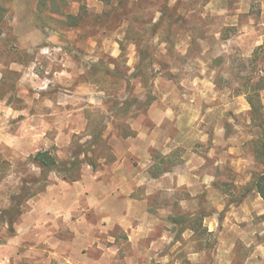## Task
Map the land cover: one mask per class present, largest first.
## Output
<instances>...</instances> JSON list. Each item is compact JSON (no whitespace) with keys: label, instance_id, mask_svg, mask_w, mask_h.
Returning <instances> with one entry per match:
<instances>
[{"label":"rangeland","instance_id":"374dc122","mask_svg":"<svg viewBox=\"0 0 264 264\" xmlns=\"http://www.w3.org/2000/svg\"><path fill=\"white\" fill-rule=\"evenodd\" d=\"M114 1L116 10L99 0H71L67 12L77 14L84 6V23L55 34L37 28L33 12L38 0H8L9 10L0 25V82L6 77L3 88L0 83V92L15 88L10 100V94L0 98V264H69L68 256L77 257L71 248L61 253L48 227H36L42 219L26 216L28 202L39 194L23 203V213L11 229L4 212L13 208L12 199L21 188L35 193L42 185L30 184L41 176L40 170L28 162L29 156L54 149L61 162L73 158L84 162L86 154L90 157L94 149L89 146L91 139L84 136L88 113L98 111L93 125L100 127L103 121L102 135L113 155L117 140L134 138L140 131H165L172 139L167 142L160 138V149L170 153L150 152L162 169L182 167L181 158L197 163L200 156L207 172L215 174V183L224 185L222 192L237 195L222 196L217 201L211 194L192 202L190 196L179 197V191L174 192L173 216L210 217L219 208L218 228L222 230L228 212L235 207V197L252 187L253 177L262 170L254 159V145L264 133V90L260 93L262 114L255 119L244 96V85L264 77V68L259 72L264 67V0ZM105 11L111 14L107 23L102 19L92 27L95 17ZM116 15L127 16L117 22ZM127 17L136 18L135 23L131 25ZM118 42H122L123 52ZM144 50L153 58L146 81L135 76ZM94 69L95 74L107 71L111 88L123 83L115 97L106 96L95 84V77H88V71ZM9 71L18 75L11 76ZM126 105L129 108L123 111ZM167 111L174 122L166 121L157 128L149 115L154 118ZM99 146L95 148L97 153L108 155ZM231 149L246 161L245 174L243 170L235 176L228 169L215 170L214 165ZM87 166L82 163L81 175ZM50 177L60 179L50 173L48 185L53 182ZM248 178L246 186L228 187L235 179ZM154 197L161 202L164 199ZM181 199L188 202L181 206ZM255 220L260 221L259 217ZM28 223H33L29 230L35 231L34 236L27 237L29 241L20 235L22 225ZM202 224L206 229L200 231L205 232L203 237L191 231L179 233L180 224H174L165 231L169 239H162L155 255L142 252L138 257L125 232L118 228L107 234L97 231L96 243L108 248L110 264H256L247 261L253 247L240 241L231 252L218 253L219 242ZM53 238L68 247L75 240L71 231L53 232ZM97 254L90 252L91 256Z\"/></svg>","mask_w":264,"mask_h":264},{"label":"crops","instance_id":"0c3cea01","mask_svg":"<svg viewBox=\"0 0 264 264\" xmlns=\"http://www.w3.org/2000/svg\"><path fill=\"white\" fill-rule=\"evenodd\" d=\"M153 116L150 114L149 118L157 128L166 121L170 124L174 122V117L169 111L162 112V115L154 118ZM160 138L167 142L172 139L165 131L158 130L151 134H148V131H140L134 138L117 140L113 147L115 162L110 166L102 165L103 169L97 171L87 166L80 180L73 183L50 177L53 180L52 184L48 185L36 199L28 202L30 207L26 216L43 220V222L39 220L36 227L39 229L48 227V234L55 240L61 253L69 248L72 253H76V258L68 256L69 264H110L108 255L110 251L102 242L96 243L98 239L95 233L99 231L100 234H107L114 228L125 232L128 243L138 257L142 256V252L155 255L162 239H165L163 242L169 239L166 238L165 231H170L174 225L171 220L174 192L179 191V197L190 196L188 199L190 201L194 199V202L203 196L208 198L211 194L217 201L222 196L225 198L237 196L233 191L222 192L224 185L218 186L215 183V174L207 172L204 161L201 162L203 159L199 160L200 156H197V163L184 162L185 159L181 158L182 167L177 166L167 171L162 169L150 155L154 149L163 155L170 153V150L160 149ZM225 154L224 160L214 165L215 170L219 172L222 168L228 169L227 172L234 176L243 170L245 174L247 165L246 161L240 158V154L232 149ZM219 164L227 166L222 167ZM247 182H250V178L245 181L235 179L228 187L231 189L243 187ZM244 194L246 195L242 202L228 212L222 230L218 228L220 220L217 213L221 211L219 208L216 214L205 217L203 222L205 227L207 226L208 234H212L219 242L218 253L231 252L232 246L240 241L246 247H253L248 262L264 264V222L259 219L257 223L255 220V217L264 215V201L255 190L247 192V189H244L239 197ZM156 195L164 198L162 202L154 197ZM239 197H235L236 200ZM188 199H181L179 204L185 205ZM93 217L96 218L95 221ZM22 220L24 221L23 218ZM28 224L29 226L22 225L20 231L21 237L27 241L29 235H35V231L29 230L33 223ZM243 225L245 226L242 228ZM57 231L73 233L75 240L72 247L53 238V232ZM157 231L163 232L157 236L155 235ZM90 252L98 254L91 256Z\"/></svg>","mask_w":264,"mask_h":264},{"label":"trees","instance_id":"16d2710c","mask_svg":"<svg viewBox=\"0 0 264 264\" xmlns=\"http://www.w3.org/2000/svg\"><path fill=\"white\" fill-rule=\"evenodd\" d=\"M71 0H38L36 8L33 12V18L36 23L37 28L50 32L55 34H62L66 32V30L75 29L81 26V24L84 23V17L86 15V9L84 6H81L79 12L77 14H72L70 12H67V8L69 7ZM104 5L111 6L110 9L116 10L114 7V0H99ZM8 0H0V25H2V22L5 19V16L7 15V12L9 10ZM109 11H105L104 14H101L99 16L95 17V22L92 27H96L100 20H102L103 24L107 23V18L111 17V14L109 15ZM108 15V16H107ZM123 16L127 15H116V21L119 22ZM129 23L132 25L135 23L136 18L127 17ZM137 21V20H136ZM102 24H100L101 26ZM91 27V28H92ZM129 30L126 34V38L129 37ZM121 47V52H123L122 48V42H118ZM137 66V71L135 76H140L142 80H147V74L148 69L150 68L153 58L151 55L147 53V51H141L140 52V59ZM263 68L259 70V72L263 71ZM95 69L93 71H88V77L96 79L95 84L98 85V88L100 91L104 92L106 96L115 97L119 91H121L123 83L119 82L117 88H111L108 83L110 82V78L107 76V71H97L98 73L95 74ZM11 76H17L18 73L15 71H9ZM5 79L6 77L3 76L1 79V85L3 88L5 86ZM245 92L244 96L246 99V102L248 103L251 111L252 118H259L262 114L263 106L261 103L260 93L264 90V77L260 76L254 83H245ZM14 88L12 87L10 89V92L2 91L0 92V98H5L8 94L10 100L14 95ZM127 104V103H126ZM119 107V106H118ZM129 108V105H126V107L123 109V111H127ZM95 113H98V111L94 113H88L86 118L88 119V124L85 130L86 137H89L91 139V142L89 143L90 148H92L93 151H90V157L89 155H85L84 162H80L78 158H73L66 162H61L57 159V157L53 154V150H41L37 151L34 155L29 156L28 162L38 168L40 170V178L39 179H33L30 184H42L39 190L35 193H30L29 189L27 187L21 188L20 194H18L16 197H14L13 202V208L9 211L4 212V215L6 216L7 223L9 225V228L11 229L14 220L22 215V205L24 202H27L32 197L44 192L46 189L48 183L47 178L50 173H56L58 177L64 181L68 182H76L80 180L81 177V165L82 163H85L86 165L90 166L92 170H96L100 168L103 164H111L115 162V157L111 151V148L107 144V141L105 138H103L102 132L105 129V125H102L100 127L93 125V117L95 116ZM100 120V119H99ZM105 148V150L108 152V155L101 156L98 151L95 149L98 147ZM100 152V151H99ZM254 159L256 162L262 166L261 172L256 174L253 177V183L252 187L247 189V192H250L251 190H255L256 193L260 196V198L264 201V133L261 134V136L255 141L254 145ZM3 164V163H2ZM26 182V181H24ZM23 182V183H24ZM25 184V183H24ZM27 184V183H26ZM23 185V184H22ZM246 194L239 197L235 203V206H238L242 202V198ZM207 217V215H198V216H185V215H178V216H172L171 220L173 224H180V230H190L194 235L203 237V235L206 232V229L203 227V220ZM260 220H264V215L259 217ZM184 223V224H183ZM202 228V229H201ZM205 231V232H200ZM12 232V231H11ZM184 232V231H179ZM204 233V234H203Z\"/></svg>","mask_w":264,"mask_h":264}]
</instances>
